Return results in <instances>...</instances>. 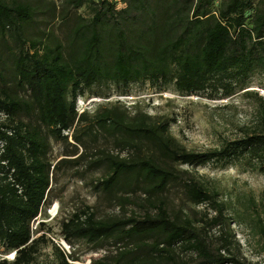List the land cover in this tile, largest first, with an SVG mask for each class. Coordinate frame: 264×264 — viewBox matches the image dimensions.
Instances as JSON below:
<instances>
[{"label":"trees","instance_id":"1","mask_svg":"<svg viewBox=\"0 0 264 264\" xmlns=\"http://www.w3.org/2000/svg\"><path fill=\"white\" fill-rule=\"evenodd\" d=\"M59 2L63 36L47 28L34 31L36 18L46 22L48 14L28 1L0 0L5 47L0 58V247L13 251L10 264H39L32 257L42 233L32 235L43 221L34 228L30 224L49 193L55 166L48 159L49 139L66 141L70 131L81 142L74 133L79 122L84 129L113 135L118 143L114 154L101 152L106 170L93 187L117 191L118 204H138L140 196L145 200L140 214L98 217L87 207L61 221L68 244L75 238L93 248L115 245L113 254L93 258L92 264H251L220 251L228 248L233 216L220 219L227 202L219 189L177 165L239 163L264 174L261 95L257 130L204 150L184 147L170 133L166 117L156 119L135 103L128 107L114 99L88 114L77 111L75 100L101 83L124 87L147 81L157 90L210 96L245 88L252 75L264 73V0ZM172 181L180 182L193 206L205 204L217 214L194 219L181 208L169 212L159 196ZM248 200L253 214L241 219L247 217L264 251V192L258 203ZM224 223L215 245L206 228ZM54 250L58 264H77L71 252L55 245Z\"/></svg>","mask_w":264,"mask_h":264},{"label":"rangeland","instance_id":"2","mask_svg":"<svg viewBox=\"0 0 264 264\" xmlns=\"http://www.w3.org/2000/svg\"><path fill=\"white\" fill-rule=\"evenodd\" d=\"M45 11L48 15L45 21L34 23L36 27L49 29L57 35L63 36L66 24L60 17L59 0H26ZM55 5L53 14L51 9ZM83 12L81 8L77 9ZM56 15V16H55ZM70 18L73 12L69 13ZM5 54V47L0 42V58ZM247 91H252L251 93ZM256 91V92H254ZM259 95L264 98V73L256 72L245 88L239 89L228 96H210L209 94H178L172 89H154L147 81L129 83L124 87L111 83L93 85L83 95L77 96L75 103L78 111L87 109L90 114L97 105L112 102L118 99L130 107L133 103L138 108L144 109L154 118L166 117L169 120L170 133L186 148L204 150L218 147L226 140H230L245 133L258 129L257 109ZM0 115V124L2 123ZM83 122L75 125L74 133L81 138V142L73 140L67 132L66 141L49 139L48 159L54 166L51 172L49 193L40 213L31 222V228L37 221H43L38 231L32 236L42 233L37 240L32 261L39 264H58L57 251L54 245L62 252H71L77 257V264H92L93 258L103 254L111 255L116 247L110 242H105L100 248H93L81 239L73 238L68 244L64 239L61 221L66 220L71 213L85 210L87 207L95 216L105 217L112 215H126L135 211L140 214L145 207V200L139 197L138 204L120 201L114 194L105 193L93 187L95 179L103 176L105 165L100 161L102 151L114 154L118 151L116 137L102 130L84 129ZM126 152V151H125ZM76 159L75 161H72ZM186 169L185 174L206 180L214 184L220 191V197L227 204L223 214L233 216L229 219L232 236L228 248L221 249L225 256L241 257L251 264H264V251L261 249V239L249 225L246 214H253L248 198L260 200L264 192V174L257 169L247 168L245 165L227 164L220 166L216 162H207L203 165L188 166L177 165ZM131 196V195H130ZM169 212L184 209L194 219L210 217L217 214L213 208L205 204L193 206L184 197L179 181L170 182L160 194ZM132 200V198H130ZM142 203V204H141ZM209 207V208H208ZM259 208V207H258ZM240 215V216H239ZM82 217V215H80ZM198 223H203L198 221ZM226 228L219 224L206 228V235L210 242L217 245L221 242L219 235ZM13 251L3 252L0 247V259L10 264Z\"/></svg>","mask_w":264,"mask_h":264},{"label":"built area","instance_id":"3","mask_svg":"<svg viewBox=\"0 0 264 264\" xmlns=\"http://www.w3.org/2000/svg\"><path fill=\"white\" fill-rule=\"evenodd\" d=\"M76 107H77V106H76ZM82 109H83V108H82ZM82 109H81V110H82ZM81 110H80V111H81ZM77 111H78V109H77ZM78 112H79V111H78Z\"/></svg>","mask_w":264,"mask_h":264}]
</instances>
